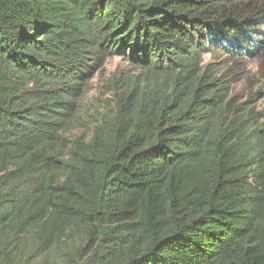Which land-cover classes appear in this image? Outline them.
Returning a JSON list of instances; mask_svg holds the SVG:
<instances>
[{"label": "trees", "instance_id": "1", "mask_svg": "<svg viewBox=\"0 0 264 264\" xmlns=\"http://www.w3.org/2000/svg\"><path fill=\"white\" fill-rule=\"evenodd\" d=\"M111 58L147 85L66 138ZM241 60L264 62V0H0V264H264Z\"/></svg>", "mask_w": 264, "mask_h": 264}, {"label": "rangeland", "instance_id": "2", "mask_svg": "<svg viewBox=\"0 0 264 264\" xmlns=\"http://www.w3.org/2000/svg\"><path fill=\"white\" fill-rule=\"evenodd\" d=\"M225 60L221 55L216 57L204 56L203 63L214 64ZM222 61V62H223ZM241 70L232 67L231 94L238 104L248 103L255 113L264 111V62L253 60L240 61ZM228 64V65H227ZM231 63L219 67L223 73L229 69ZM141 72L130 63L120 59L111 58L104 62L102 68L95 73L88 84V91L83 99L80 109L78 128L68 133L66 138H84L88 142L92 136L93 128L102 117L113 110L118 104L119 97L126 88L138 84V88H145Z\"/></svg>", "mask_w": 264, "mask_h": 264}]
</instances>
